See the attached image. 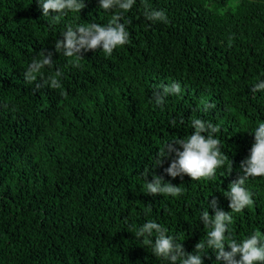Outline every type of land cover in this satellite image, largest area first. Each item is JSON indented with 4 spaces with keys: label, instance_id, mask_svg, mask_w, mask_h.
Returning a JSON list of instances; mask_svg holds the SVG:
<instances>
[{
    "label": "trees",
    "instance_id": "obj_1",
    "mask_svg": "<svg viewBox=\"0 0 264 264\" xmlns=\"http://www.w3.org/2000/svg\"><path fill=\"white\" fill-rule=\"evenodd\" d=\"M145 8L164 10L168 22L146 21ZM79 14L48 23L36 0H0V264H161L132 225L156 220L191 252L205 238L208 203L230 211L224 193L242 175L248 130L264 121V93L250 92L264 78V0H137L122 18L129 42L111 56L90 50L74 64L54 53L52 67L25 82L66 24L107 23L112 12L85 0ZM57 70L59 88L40 86ZM173 81L179 96L150 102ZM204 101L215 108L205 113ZM194 117L218 126L227 164L210 180L173 179L163 171L169 160L154 167V158L191 133ZM153 173L183 195L144 193L143 175ZM245 186L254 203L233 214L237 238L264 232V177ZM203 264H217L211 249Z\"/></svg>",
    "mask_w": 264,
    "mask_h": 264
},
{
    "label": "clouds",
    "instance_id": "obj_2",
    "mask_svg": "<svg viewBox=\"0 0 264 264\" xmlns=\"http://www.w3.org/2000/svg\"><path fill=\"white\" fill-rule=\"evenodd\" d=\"M36 2L48 23H60L69 12L79 14L85 5V0H36ZM97 3L104 12L109 13L111 10V19L107 23L66 24L60 32L62 38L55 40L53 50H43L30 61L23 72L25 82L29 84L36 82L45 68L52 67L54 53L72 58L75 64L83 57V53L90 50H100L106 56H111L114 50L129 42V32L122 18L133 8L137 0H97ZM143 15L146 21L153 24L168 22L164 10L145 8ZM60 76L61 72L57 70L53 75H49L46 81L41 80L40 86L59 88ZM250 92L264 93V78L258 79L251 86ZM181 93L180 83L173 81L155 89L150 102L155 106H162L166 98L179 96ZM214 108V103L202 102V110L205 113ZM171 123L175 125L177 122L173 120ZM179 123L184 124V120L181 119ZM189 126L190 134L184 138L171 140L174 143L167 141L163 144L154 158L153 165L161 166L167 158L169 164L163 171L169 177L183 179L187 175L192 181L210 180L215 177L218 169L226 166L228 159L222 154L221 143L216 135L219 128L211 121L195 117L190 120ZM248 131L254 135V142L248 155L240 162L242 175L232 181L224 193L230 211L218 207L215 199L208 203L207 207L213 209V214L210 215L208 210L200 212L199 221L207 232L205 238L195 244L193 251H186L177 237L170 234L168 229L156 220L147 219L142 224L131 226L130 232L134 234L136 241L145 246L161 264H203V257L209 249L215 253L217 264L221 262L264 264V232L253 231L246 237L237 238L231 231L233 214L243 212L254 203L251 193L245 186L246 181L249 178L264 177V121L258 122ZM230 171L231 165L228 167V172ZM143 176L146 194L179 198L184 193V188L166 181L163 175L153 173L150 181L146 178L147 174ZM144 215L149 216L150 209H146Z\"/></svg>",
    "mask_w": 264,
    "mask_h": 264
}]
</instances>
